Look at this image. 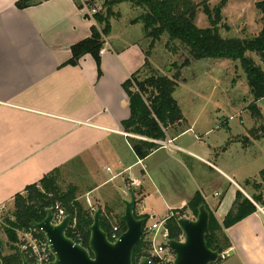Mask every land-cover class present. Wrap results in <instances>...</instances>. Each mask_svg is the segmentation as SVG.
I'll list each match as a JSON object with an SVG mask.
<instances>
[{
	"label": "crops",
	"instance_id": "1",
	"mask_svg": "<svg viewBox=\"0 0 264 264\" xmlns=\"http://www.w3.org/2000/svg\"><path fill=\"white\" fill-rule=\"evenodd\" d=\"M17 1L0 0V208L56 168L75 178L83 207L118 220L119 192L129 200L131 190L134 212L153 222L200 193L219 224L241 192L257 211L225 231L227 257L215 264H264V205L253 201L260 180L245 176L240 183L239 170L228 165L240 145L229 120L198 133L195 121L169 128L171 148L159 144L145 159L133 153L121 125L130 115L122 84L145 62L143 33L133 36L141 23L115 11L99 66L90 55L63 65L70 48L91 36L94 19L73 0H38L25 10ZM224 125L229 138L208 140Z\"/></svg>",
	"mask_w": 264,
	"mask_h": 264
},
{
	"label": "trees",
	"instance_id": "2",
	"mask_svg": "<svg viewBox=\"0 0 264 264\" xmlns=\"http://www.w3.org/2000/svg\"><path fill=\"white\" fill-rule=\"evenodd\" d=\"M76 7H83L81 1L73 0ZM95 0H90L91 7ZM127 3L131 7L142 9L141 15L135 18L134 22L141 23L144 32V41H149L147 49L144 50L145 62L142 67L125 81L122 86L127 95L130 115L126 120L121 121L123 130L128 135L137 138H128L131 149L136 157L145 159L152 152L158 149L159 143L166 140V131L172 127H184V120L178 103L173 94L179 88V83L185 82L182 75L185 69L196 62L214 60H231L238 62L244 70L246 81L249 85L250 93L253 96V103L248 107L252 110V116L260 119L256 103L264 101V0L255 5L261 14V31L253 38H232L222 37L219 33V26L222 20V10L227 0H221L214 8L208 4L202 6L196 4L194 0H108L104 5L114 6L115 4ZM38 4V0H19L15 6L18 10ZM103 5V6H104ZM201 10L206 16L209 27L199 29L195 25L198 11ZM111 8L107 7L106 13L97 12L93 14L95 26L90 28L91 36L80 43L72 46L70 60L63 65L76 66L85 55H90L97 67L100 63V50L104 45V37L109 35ZM166 37V49L174 54H179L182 60L171 62L170 74H162L161 71L152 67L150 58L153 46ZM178 44V46L175 45ZM248 53L258 57L261 65L248 57ZM171 75V76H170ZM187 125V124H186ZM250 135L258 139V135L264 137V126L259 130H250ZM257 135V136H256ZM246 139L248 137H245ZM260 195L254 197L256 204L264 205L261 200L264 185V168L258 172ZM255 185V184H254ZM81 195L78 187L73 184H66L63 188V178L61 169L56 168L43 176L34 184L29 185L22 193L14 195V206L8 216L3 218L0 231L6 236V246L10 254L0 255L3 264H21V257L17 251L18 233L28 232L34 224L42 222L49 208L54 209L58 204L65 215L72 218L70 227L67 229V236L75 243L86 248L88 245L90 231L89 227L93 222L94 212L83 207L79 201ZM137 203V202H136ZM200 206H205L209 211V235L206 237V246L219 255L226 252L230 247V242L225 234L229 227L241 222L246 217L254 214L257 209L250 200L244 197L241 192L236 194L228 214L219 224L213 212L208 209L200 193L195 194L192 200L182 209L174 210L172 216L165 219V225L170 231L169 239L177 240L183 236L177 221L180 218H196ZM136 219L144 218L146 215H136ZM111 217L101 214V229L110 234L112 229ZM119 228L125 231L124 223L118 220ZM39 239L45 240L43 234L35 232ZM133 253V264H137L140 258L148 257L150 248L145 238L135 247ZM220 259L218 258L219 262Z\"/></svg>",
	"mask_w": 264,
	"mask_h": 264
},
{
	"label": "rangeland",
	"instance_id": "3",
	"mask_svg": "<svg viewBox=\"0 0 264 264\" xmlns=\"http://www.w3.org/2000/svg\"><path fill=\"white\" fill-rule=\"evenodd\" d=\"M43 1V0H41ZM84 8H86L92 15V10L95 12L106 13L107 7L111 8V15H114L115 11L124 13L129 16V19L139 17L142 9L131 7L127 3L115 4L114 6L104 5L108 0H95L93 6H89L90 0H79ZM221 0H194V2L200 6L202 4H208L210 8H214ZM262 0H227L225 7L222 10V20L218 28L220 35L224 37L232 38H253L259 35L261 31V14L255 8V5ZM104 5V6H103ZM125 16L126 18H128ZM93 18V17H92ZM124 20H126L124 18ZM123 21V20H122ZM122 21L117 23V28ZM116 24V23H115ZM96 25V24H95ZM138 31L134 30L132 39H137L142 35V41L140 42L143 49H147L149 41H144V32L142 31L141 24ZM195 25L199 29H206L209 27L208 20L204 16L201 10L195 19ZM114 30L115 36L119 29ZM134 29L137 30L136 27ZM119 33V32H118ZM166 37H162L161 41L153 46L152 56L150 62L152 67L161 71L162 74H170L171 68L165 69V66H169L171 62L181 63L179 58L180 50L178 54L169 52L166 49ZM178 46L177 43H175ZM248 57H251L257 65H261L254 54L248 53ZM173 73V72H172ZM171 73V75H172ZM170 75V76H171ZM182 78L185 82L179 83V88L174 92L173 97L178 103L182 116L186 123L189 125L196 122L195 132L198 133L202 129H207L212 126L213 128L219 125L220 122L229 120V127L234 137H237L240 145L237 148V152H233L234 161L228 162V165L239 170L238 182L241 183L242 177H251V179L258 180L259 173L264 168V137L259 138L262 134L255 139L250 135V130H259L264 126V101L256 103L259 109L261 118L257 119L252 116V110L248 107L254 102L253 96L250 93L249 85L246 81L244 70L238 62L231 60H214L207 59L206 61L196 62L189 66V69H185ZM219 112V113H217ZM225 117L224 120L219 119L220 116ZM186 123L184 127H186ZM227 125V124H226ZM226 125L220 126V130H214L208 136V140H215L223 137L229 138L230 134L227 131ZM248 137L247 139L244 137ZM129 138L136 137L131 136ZM192 138V137H191ZM189 143L190 137H184ZM63 188L66 184H72L76 182L75 178L68 172L62 173ZM257 195H260L259 189L254 185ZM120 197L117 198V205L115 210L118 212L123 211V201L127 197L119 192ZM257 196V197H258ZM124 197V198H123ZM123 198V199H122ZM128 198V197H127ZM80 202L82 200H79ZM14 201L0 208V225L3 222V218L7 217L9 212L12 211ZM56 206L59 207L57 204ZM155 203L151 201L149 208L154 207ZM60 208V207H59ZM61 209V208H60ZM137 209V208H136ZM138 216V214H136ZM153 223V219H149L145 226H150ZM112 225H118V216H113L111 221ZM0 242L2 244L1 251L4 255L10 254L8 246H6V236L0 231Z\"/></svg>",
	"mask_w": 264,
	"mask_h": 264
},
{
	"label": "water",
	"instance_id": "4",
	"mask_svg": "<svg viewBox=\"0 0 264 264\" xmlns=\"http://www.w3.org/2000/svg\"><path fill=\"white\" fill-rule=\"evenodd\" d=\"M264 194V185L261 187ZM129 200H124V214L120 221L124 223L125 231L119 239L112 243L108 233L101 229L100 210L95 211L93 222L89 227L90 237L86 248L75 243L67 236V229L72 221L71 216L59 224H53V209L49 208L46 218L34 224V229L43 234L48 249L54 258L53 264H133L135 247L145 237L146 219L135 217V195L128 191ZM196 218H180L177 221L183 233V240H169L165 246L174 255L173 264H215L218 261L217 251L206 246L209 235V211L200 206ZM0 264L2 263L0 255ZM21 264H27L22 258ZM137 264H154L149 258L142 257Z\"/></svg>",
	"mask_w": 264,
	"mask_h": 264
},
{
	"label": "built area",
	"instance_id": "5",
	"mask_svg": "<svg viewBox=\"0 0 264 264\" xmlns=\"http://www.w3.org/2000/svg\"><path fill=\"white\" fill-rule=\"evenodd\" d=\"M86 12L91 17H93V14L96 13L95 10H92L91 15V13H89L87 9ZM103 53L104 51L103 49H101L100 54ZM158 143L165 149H169L172 147V142L169 140ZM136 184L137 182L133 181L131 186H135ZM216 196H218V194H216ZM52 214L53 224L61 223L63 219L67 216L63 213V210H61L58 206L54 207ZM165 219L156 220L150 226H145L144 228V238L148 242L150 248L149 256L147 258H149L154 264H173L174 261V255L165 246L166 242L170 240V231L165 225ZM35 232L37 231L33 227L28 232L18 233V243L16 245V248L20 254L21 260L23 258L27 262V264H53L54 258L52 256L51 251L48 249L46 240L39 239ZM121 234L122 230H120L118 226H112L111 232L110 234H108V240L114 243L119 239ZM182 240L183 236L177 239V241ZM226 257V252L219 255L220 261L224 260Z\"/></svg>",
	"mask_w": 264,
	"mask_h": 264
}]
</instances>
